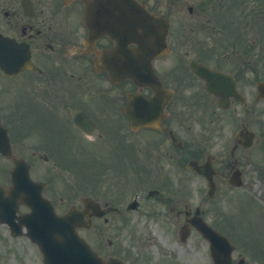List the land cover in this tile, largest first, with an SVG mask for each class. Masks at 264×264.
Wrapping results in <instances>:
<instances>
[{"label": "flooded vegetation", "instance_id": "1", "mask_svg": "<svg viewBox=\"0 0 264 264\" xmlns=\"http://www.w3.org/2000/svg\"><path fill=\"white\" fill-rule=\"evenodd\" d=\"M139 1L152 12H163L172 19L171 53L155 60L154 66L174 95L160 128L132 130L126 113L128 96L135 93L149 100L153 91L129 79L114 82L106 69L96 65L95 51L109 49L114 43L102 37L86 49L88 30L80 0H0V125L8 130L13 154L27 161L38 160L32 167L42 164L35 179L46 183L44 194L59 214L72 206L80 207L85 197L106 209H117L94 217V222L96 226L104 224L97 229L111 225L116 236L115 241H109L112 249L104 255L118 254L128 264H137L141 255L142 244L132 225L140 207L128 211V205L143 196V185L158 192L153 198L144 195L142 199L162 205L157 212L160 217L184 224L196 216L197 209L189 199L198 198L190 193L193 178L203 182L197 191H205L200 200L204 204L218 202L222 193L238 189L230 182L234 176L248 183V164L264 178V167L253 165L250 155L262 140L248 148L236 136L264 125V97L256 90L248 60L253 47L247 45L246 55L240 53L236 63L230 58L216 62V51L198 38L190 17H184L185 0ZM187 10L193 12L190 7ZM194 60L231 73L232 80L197 75L191 69ZM119 75H123L121 71ZM139 115L158 117L154 109L147 108ZM230 128L236 133L226 142ZM79 158L91 160L92 178L96 175L102 182L96 190L105 192L102 197L80 196L78 182L67 195L60 194L57 182L65 161L72 163ZM207 162L215 171L214 199L208 198L205 176L189 169L193 163L198 167ZM176 170L179 187H184L179 194L174 193L169 180ZM89 185L85 186L92 191ZM20 259L18 264H30L23 262L29 257Z\"/></svg>", "mask_w": 264, "mask_h": 264}, {"label": "water", "instance_id": "2", "mask_svg": "<svg viewBox=\"0 0 264 264\" xmlns=\"http://www.w3.org/2000/svg\"><path fill=\"white\" fill-rule=\"evenodd\" d=\"M84 1L88 13L92 12L93 8L97 11L101 9V12L104 13L113 9V2L116 0ZM123 3L122 7L116 10L126 17L127 45L130 42H136L144 48L152 46L154 51L150 48L152 57L165 52L168 33L167 21L163 18L156 19L148 16L144 10L136 7L132 0H123ZM136 10H139L137 16L134 14ZM151 40L154 41L153 44ZM135 52V50L131 52L133 57L136 55ZM127 54L130 53L127 52ZM17 173L15 180L13 179L12 189L7 192L8 194H5V191L2 192L1 204L6 212L11 208V204L16 205L18 202H23L32 208L33 212L27 217L25 224L29 227L33 240L42 247L45 261L49 264H79V261L80 263L105 264L97 257L95 259L87 257L88 260L80 258L83 255L87 256L89 251L86 243L75 232L76 218L80 214L71 210L67 215L57 217L48 203L40 198L38 190H35L29 178L22 177L19 171ZM49 222L50 225H48ZM199 229L205 237L211 240L213 256L217 264H230V252L226 254L222 251L226 240L205 225H200ZM219 250L220 252H218Z\"/></svg>", "mask_w": 264, "mask_h": 264}, {"label": "rangeland", "instance_id": "3", "mask_svg": "<svg viewBox=\"0 0 264 264\" xmlns=\"http://www.w3.org/2000/svg\"><path fill=\"white\" fill-rule=\"evenodd\" d=\"M199 1H202V0H193V2H196V3H198ZM257 4H259V2H255V5ZM260 71L264 72L262 68ZM255 126L256 128H258L257 125ZM230 134L231 133L229 132H227L226 134L227 136L226 138H228V140H230ZM262 150L264 152V147L262 148ZM261 153L262 152L258 150L255 152L254 156H256V158H259ZM256 164L263 165L264 159L261 160L260 163H256ZM0 165L4 166L2 162H0ZM40 168H43V166H40ZM3 174H4L3 170L0 169V177H2ZM254 175L255 173L251 172L249 176L250 177L249 183L252 181V183L250 184L251 187L249 188L246 187L244 189L236 190L235 192H230L231 193L230 195L231 196L233 195L234 198H237V199L239 198L238 201L242 200L243 202H246V198L252 197L258 203V204L255 203L254 207H261L263 209L264 199H262V196L264 192L262 193L259 190V188H257L254 178L253 179L251 178ZM186 176H188V174L185 175L184 177L185 179H186ZM174 177H175L174 173L172 172L170 174V178L174 181L173 183L174 184L180 183V181H178L177 183L175 181L176 177L175 178ZM185 183L188 185V187H189V184H191V189H192L191 193L193 194V196H200L198 195L200 192H198L197 190L200 184L203 185V182H201V180H194L193 178V181L190 182L189 184L187 183V181H185ZM254 184L256 187L254 186ZM178 185L177 187H179ZM260 185L261 187H263V190H264V185H262V183H260ZM180 188L183 189L184 187L180 185ZM228 200L229 201L222 198L219 201L220 204L217 210L219 211L218 212L219 215L215 214V212L212 210L210 212V217H209L210 221H212L213 223L214 222L221 223L222 215L228 218H230L233 215L234 206L230 204V200H233V198L229 197ZM252 211L253 210L247 207L245 203H241L240 205L236 207L235 214H236V217L240 221H243L245 220L246 215ZM243 223L248 224L246 222H243ZM245 226L250 227L249 224ZM134 227L136 228V233H135L136 237H139V239L142 240L143 242V245L140 248V252H142L143 255L138 256L136 260H139L142 258L144 259L148 258V261L145 260L146 263L141 262V264H166V262L168 261H174V260L181 261V257L184 259V264H211L207 256L208 247H207V244L204 242V240L201 237H196V235H193L187 246H181L180 244H177L176 237L174 235V232H175L174 225L171 222L142 220L140 222L138 221L134 225ZM238 228H239V231H241L240 233L242 232L245 233V230H243L240 225H238ZM250 229L257 230V227L253 225ZM0 231H2L4 235V237L0 239V253L4 258V264H18L17 262H20L21 256L29 257V259L31 260L30 263L32 264L40 263L36 250L32 248L29 245V243L23 240L12 241L11 238L8 236V234L5 233V231H3V229H1ZM84 236L92 240L93 233L84 232ZM96 238L98 237H96L95 235L94 239ZM251 249L252 248L250 246L243 247V251L246 252L248 256H250L255 261L259 260V263L256 262V264H264V262L262 261L264 256L258 257V255L254 253V251L252 252ZM137 252L139 253L138 249H137ZM172 252L174 253L173 256L171 255ZM248 263L254 264L252 261H249V260H248Z\"/></svg>", "mask_w": 264, "mask_h": 264}, {"label": "trees", "instance_id": "4", "mask_svg": "<svg viewBox=\"0 0 264 264\" xmlns=\"http://www.w3.org/2000/svg\"><path fill=\"white\" fill-rule=\"evenodd\" d=\"M252 18H253V24L255 25L259 36L264 39V5L259 6V8L258 5H255V12Z\"/></svg>", "mask_w": 264, "mask_h": 264}]
</instances>
